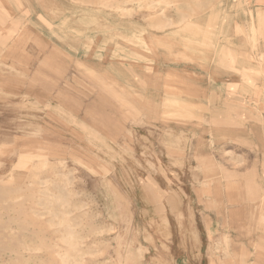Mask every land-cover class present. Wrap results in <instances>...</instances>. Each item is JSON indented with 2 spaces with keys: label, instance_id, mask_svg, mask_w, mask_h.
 <instances>
[{
  "label": "rangeland",
  "instance_id": "obj_1",
  "mask_svg": "<svg viewBox=\"0 0 264 264\" xmlns=\"http://www.w3.org/2000/svg\"><path fill=\"white\" fill-rule=\"evenodd\" d=\"M221 2L0 0V264H264V13Z\"/></svg>",
  "mask_w": 264,
  "mask_h": 264
},
{
  "label": "crops",
  "instance_id": "obj_2",
  "mask_svg": "<svg viewBox=\"0 0 264 264\" xmlns=\"http://www.w3.org/2000/svg\"><path fill=\"white\" fill-rule=\"evenodd\" d=\"M220 8L222 9H219L220 12L218 13L221 15L220 17L222 18L219 28L221 30V36L222 38L229 39L226 36L231 37L233 31H237L239 27L246 26V24H248V22H250V20L253 17H256L257 19L259 14L264 13V0H222L220 4ZM231 40L232 43L234 41L235 43L234 45H236L237 41H242V39H238L236 37L234 39L231 38ZM192 77H196V76L193 75ZM210 82L214 86H216L213 87V89L221 90V92L215 91V93L219 95V97L221 98V101L224 102L223 106L218 108L220 110L225 106H227L230 109L234 108L231 105V101L233 99H236V96L233 95H238L243 97V93H240L241 91H238L237 89L233 93L234 89L232 88L230 89L228 87L222 88V86H218L219 84L215 83L214 81H210ZM250 106L253 109L254 102ZM240 108H238L236 111H239ZM255 111L259 113L258 117L264 119V102H262L258 106L256 105Z\"/></svg>",
  "mask_w": 264,
  "mask_h": 264
}]
</instances>
